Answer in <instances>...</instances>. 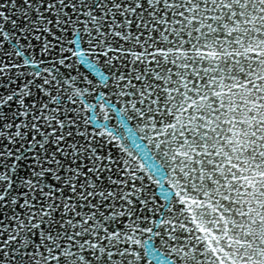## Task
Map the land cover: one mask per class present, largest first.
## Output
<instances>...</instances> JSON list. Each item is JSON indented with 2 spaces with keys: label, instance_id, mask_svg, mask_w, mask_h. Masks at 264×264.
<instances>
[{
  "label": "snow or ice",
  "instance_id": "1",
  "mask_svg": "<svg viewBox=\"0 0 264 264\" xmlns=\"http://www.w3.org/2000/svg\"><path fill=\"white\" fill-rule=\"evenodd\" d=\"M0 264H264V0H0Z\"/></svg>",
  "mask_w": 264,
  "mask_h": 264
},
{
  "label": "water",
  "instance_id": "2",
  "mask_svg": "<svg viewBox=\"0 0 264 264\" xmlns=\"http://www.w3.org/2000/svg\"><path fill=\"white\" fill-rule=\"evenodd\" d=\"M81 71L82 72H88L89 70L88 69H86V68H84L83 66L81 67ZM93 102H95V101H93ZM97 111H99V108H97ZM109 115H110V117H113V119H112V123H115L116 121H115V114L114 113H109ZM100 118H102V117H100ZM153 242L154 243H156V244H159V240H158V238H155V237H153ZM161 251H163V249H161Z\"/></svg>",
  "mask_w": 264,
  "mask_h": 264
}]
</instances>
